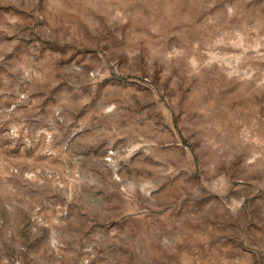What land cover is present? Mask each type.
<instances>
[{"label":"rangeland","instance_id":"1","mask_svg":"<svg viewBox=\"0 0 264 264\" xmlns=\"http://www.w3.org/2000/svg\"><path fill=\"white\" fill-rule=\"evenodd\" d=\"M0 264H264V0H0Z\"/></svg>","mask_w":264,"mask_h":264}]
</instances>
